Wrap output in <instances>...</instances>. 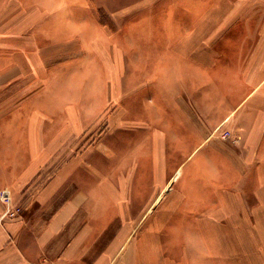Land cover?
Segmentation results:
<instances>
[{
	"label": "crops",
	"instance_id": "1",
	"mask_svg": "<svg viewBox=\"0 0 264 264\" xmlns=\"http://www.w3.org/2000/svg\"><path fill=\"white\" fill-rule=\"evenodd\" d=\"M75 3L119 2L0 0V190L20 207L10 215L0 199V264H264V0L167 3L178 8H168L164 36L192 38L179 41L189 63L177 67L193 72L177 85H193V93L168 92L160 104L169 118L164 148L171 140L181 160L169 173H152V190L132 191L123 204L121 192L98 182L100 168L91 189V161L75 156L89 105L63 108L59 119L45 103L52 70L84 66L80 38H91L97 53L105 44L96 40L116 34L94 14L67 20L76 35L57 34L58 6Z\"/></svg>",
	"mask_w": 264,
	"mask_h": 264
},
{
	"label": "rangeland",
	"instance_id": "2",
	"mask_svg": "<svg viewBox=\"0 0 264 264\" xmlns=\"http://www.w3.org/2000/svg\"><path fill=\"white\" fill-rule=\"evenodd\" d=\"M112 1L119 3L102 6L75 3L68 6V10L63 5L58 6L57 21L52 22L57 34L76 35V31L65 28L67 20L70 17L80 20L85 16L93 20L90 16L93 14L116 34L100 37L104 43L96 40L95 47L105 44V52L100 49L97 53L91 46V38H80L83 47L88 48L84 51V66L82 63L75 68L73 64L58 65L52 70L51 84L43 82V94L47 95L45 103L58 110L59 119L68 114L63 108L81 109L89 105V116L87 113L80 115L87 133L83 136V147L75 148V156L80 157L83 152L91 161L87 185L92 189L98 182L104 183L106 190L121 192L124 198H118L117 203L123 204L133 199L132 191L152 190V173L161 176L163 172L169 173L181 160L176 144L171 140H165V143L169 142L166 143L168 148H164L162 139L165 135L161 133V127L164 121L169 123V118L160 104L165 103L168 92L172 94L183 88L191 95L193 93V85H177L178 80L183 82L185 72L186 76L193 72L191 68L177 67L179 63H189V54L177 51L179 41L192 38L164 36L163 18L167 17L169 7V14L178 8L168 6L171 0ZM111 19H116L120 31L114 30L117 26ZM78 27L76 23L73 29ZM78 50L75 48L73 54ZM191 107L187 109L191 110ZM170 120L175 117L171 116ZM187 128L192 130L190 126ZM221 129L218 128V134ZM152 139L160 142V148L152 147ZM192 163L193 158L187 166ZM98 168L105 174L104 181H93L97 179ZM184 173L182 170L180 175ZM135 200L140 206L145 204L144 198L136 196Z\"/></svg>",
	"mask_w": 264,
	"mask_h": 264
},
{
	"label": "built area",
	"instance_id": "3",
	"mask_svg": "<svg viewBox=\"0 0 264 264\" xmlns=\"http://www.w3.org/2000/svg\"><path fill=\"white\" fill-rule=\"evenodd\" d=\"M229 133L223 132L222 137H226ZM0 199L7 206L6 212L10 215H16L20 211V207L12 204V198L7 189L0 190Z\"/></svg>",
	"mask_w": 264,
	"mask_h": 264
}]
</instances>
